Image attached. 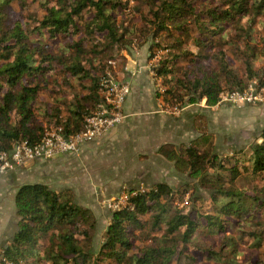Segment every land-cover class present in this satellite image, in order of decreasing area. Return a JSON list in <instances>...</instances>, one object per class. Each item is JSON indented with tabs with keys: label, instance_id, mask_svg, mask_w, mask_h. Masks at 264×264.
Returning a JSON list of instances; mask_svg holds the SVG:
<instances>
[{
	"label": "trees",
	"instance_id": "16d2710c",
	"mask_svg": "<svg viewBox=\"0 0 264 264\" xmlns=\"http://www.w3.org/2000/svg\"><path fill=\"white\" fill-rule=\"evenodd\" d=\"M37 2L42 15L24 23L10 15L23 0H0V151L35 145L52 126L80 131L102 102L108 70L98 56L134 38L149 45V60L157 56L152 70L164 103L211 106L222 91L260 76L264 0ZM131 8L140 14L134 23L122 18ZM198 141L159 152L173 153L176 170L204 193L191 181L144 187L112 209L96 252L93 212L71 189L20 184L18 227L0 248V264H264V127L223 156ZM185 200L183 210L177 203Z\"/></svg>",
	"mask_w": 264,
	"mask_h": 264
},
{
	"label": "crops",
	"instance_id": "0c3cea01",
	"mask_svg": "<svg viewBox=\"0 0 264 264\" xmlns=\"http://www.w3.org/2000/svg\"><path fill=\"white\" fill-rule=\"evenodd\" d=\"M129 54L125 65L122 66L126 70V74L120 71V65L116 67L117 81L126 82L130 85V93L122 104V112L124 114L122 121L101 138L83 144L77 152L62 153L50 159H37L50 160V184L44 183L53 189H71L74 193L75 201L89 209L91 208L88 205L80 202L74 189L75 184L84 185L96 179L119 183L118 174L116 175L117 169L114 165L108 162V166L105 169L95 167V162L105 158H108L107 161L112 159V150H114L115 146L119 145L117 149L120 151L118 152L117 149L114 151L115 155L116 152L120 155V157L116 156V158H122L125 164L129 163V165H132V162L138 158L145 157L148 165L145 167L140 165L139 168H135L134 163L130 177L127 171L124 175L125 179L129 178L135 182L140 181L137 185H141L143 181L151 182V178L157 179L158 171L164 166L169 167L166 161L174 160L173 153L170 156L162 155L159 152L160 147L166 144L177 145L183 143L187 140L189 130L195 128L184 124L187 118H184L183 113L175 118L167 115L169 112L165 109V103L156 96L155 84L152 82L148 72L146 58L148 54L146 53L145 56H141L142 54H137L138 56H136L135 53ZM195 104L197 102L191 103V105ZM199 104L206 107L205 111L207 113L210 112L209 108H220L225 105L210 106L206 102L201 104V101ZM185 110L180 109L179 111ZM191 111L197 113L194 108L190 109ZM191 127L192 129H190ZM193 133L194 136L190 138V141L199 136L198 133L192 131ZM151 158L156 160V162L152 161ZM159 162L162 163L160 164ZM20 173H22L20 167L15 166L6 173L0 174V228L17 229L18 227L14 197L18 186L22 184L19 183ZM158 182L166 181L154 180L151 184ZM4 245L5 243L2 246Z\"/></svg>",
	"mask_w": 264,
	"mask_h": 264
},
{
	"label": "rangeland",
	"instance_id": "374dc122",
	"mask_svg": "<svg viewBox=\"0 0 264 264\" xmlns=\"http://www.w3.org/2000/svg\"><path fill=\"white\" fill-rule=\"evenodd\" d=\"M23 3H16L10 8V15L13 20L20 19L22 22L27 23L28 21H31V17H38L42 15L37 0H23ZM131 3H133V1H130V4ZM124 12L125 15L122 18L126 22L131 21L134 23L139 20L140 14L136 11V9L131 8L130 11L125 10ZM109 53L110 51L108 50L104 51L102 55L98 56V58L100 60V64L105 63L104 70L111 71L116 80H118L116 76V67L118 65L121 66L119 67L120 71L126 74V70L122 68V66L125 65V62L130 55L129 53H135L136 56H138L137 54H142L141 56H145L146 53L150 55L149 45H143L142 40L137 38H134V40L131 43L126 44V46L118 48V50H114L111 54ZM109 61H112V63ZM234 63L238 68H240L239 62L234 61ZM147 64L149 75L157 90V88L161 86V82L159 79L158 81L155 80L152 70V68L157 65V56L152 57L150 60L147 58ZM256 64L259 65L261 70L260 76L256 78L263 81L264 56L259 59ZM204 102L205 99L201 100V104H204ZM199 103L200 101L195 105H191V103L176 105L165 102V109L167 112H169L167 115L174 118L180 116L183 113L182 115H184V118H187V121H185L184 124H186V126L195 127L194 129H192V127L190 128L192 130H189L187 140H185L183 143L190 142V138L194 136L192 131H194L199 134V136L194 139L199 140V143L203 142L205 146H207L208 143H212L213 150L219 156H223L225 153H228L232 150H238L246 147L253 140L255 132L264 126V101L254 104L243 102H238L236 104L221 103L225 105L220 108H209L208 110H210V112L208 113L205 111L206 107L200 105ZM214 105L219 106L220 104ZM193 108L197 110V113H195V111H191L192 113L190 112V109ZM180 109L186 110L179 111ZM117 147H119V145L115 146L114 150H112L113 156L111 160L107 161L108 158H105L99 162H95V167H98L99 169H105L108 166V162L111 163L117 169L116 175L118 174L117 179L120 181L119 183L105 179H96L84 185L75 184L74 187L80 202L84 205H88L93 212L96 225L95 228L91 230V245L94 252L99 249V246L104 239V232L107 229L113 209V200H115L122 192L139 187L137 183L140 181L135 182L129 178L125 179L124 175L126 171L130 177L134 163L135 168H139L140 165H143V167L148 165L145 157L138 158L132 162V165H129V163L125 164L122 161V158H116V156L120 157L117 152L116 155L114 152ZM117 151L120 152L119 149H117ZM152 161L156 162V160L153 159ZM166 162L169 164V167H162L160 171H158V178H151V182L143 181V186L149 187L152 185V181L162 180L176 188L177 186H181L191 181L195 184L194 192L204 193V191L197 186L196 180L189 179L185 173L176 170L174 167V160ZM159 163L161 164L162 162ZM170 164H172V166H170ZM19 167L22 172L20 173L21 175L19 178V183L43 181L50 184V160L28 161ZM188 194H190V192H188ZM188 194H186L184 198L188 197ZM189 204L190 201L188 204L182 201L178 202L177 206L183 210H186ZM15 229L16 228H0V246L11 239Z\"/></svg>",
	"mask_w": 264,
	"mask_h": 264
},
{
	"label": "built area",
	"instance_id": "2783aa9c",
	"mask_svg": "<svg viewBox=\"0 0 264 264\" xmlns=\"http://www.w3.org/2000/svg\"><path fill=\"white\" fill-rule=\"evenodd\" d=\"M100 85L102 102L86 117L80 131L65 135L62 126H52L35 145H29L25 141L16 142L10 152L0 151V174L6 173L15 166H22L28 161L50 159L62 153L77 152L83 144L101 138L120 123L124 118L122 104L130 93V85L117 81L109 70L101 78ZM263 101L264 79L262 81L253 78L248 81L243 90L222 91L216 104L238 102L254 104ZM144 187L141 184L137 189L122 192L113 200L112 207L127 206L128 197L137 191H144ZM184 202L186 203V200Z\"/></svg>",
	"mask_w": 264,
	"mask_h": 264
}]
</instances>
